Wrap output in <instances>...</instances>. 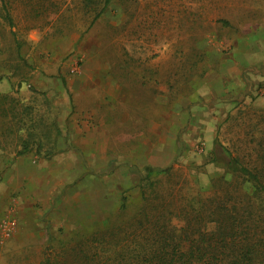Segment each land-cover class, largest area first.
Masks as SVG:
<instances>
[{
	"label": "rangeland",
	"instance_id": "1",
	"mask_svg": "<svg viewBox=\"0 0 264 264\" xmlns=\"http://www.w3.org/2000/svg\"><path fill=\"white\" fill-rule=\"evenodd\" d=\"M91 20L77 0H0V80L11 83L10 100L32 107L23 120L25 126L34 125L31 141L49 144L42 153L51 149L59 123L67 121L63 110L70 97L71 125L89 120L90 126L80 128L85 134L105 131L108 122L114 127L106 151L116 160L107 170L99 141L87 146L93 164L101 163V169L90 168L100 176L98 188L106 187L103 173L121 166L117 157L126 134L133 141L140 138L134 147L141 157L155 163L165 158L169 165L156 179L159 195L168 200L180 196L187 202L226 174L224 156L213 144L216 140L234 152L239 142L261 137L252 127H264V113L257 112L264 110V0H113L96 21ZM251 53L257 57L256 65L248 64ZM215 82L222 86L216 98L224 101L218 114L208 103L215 97ZM227 87L231 90L225 95L230 96H222ZM133 94L139 97L138 112L131 114L138 128L134 121L120 119L123 103L135 104ZM113 95L120 110L115 99L107 100ZM159 98L180 109L170 123L159 117ZM5 107L9 112L0 126L7 123L10 133H4L0 144L14 154L26 133H16L19 107L14 113ZM90 107L96 113L86 117L83 113ZM108 108L113 109L104 113ZM135 172L142 177L144 171ZM92 187L96 189L95 184ZM106 200L100 203L108 205ZM170 201L185 203L178 198ZM139 202L124 213L110 212V205L109 214L98 217L97 224L102 210L95 200L88 202L87 195L80 205L82 214L71 215V223L60 226L44 251L17 250L6 264H71V241L123 224ZM6 212L0 211V223L17 222ZM106 222L110 223L105 226Z\"/></svg>",
	"mask_w": 264,
	"mask_h": 264
},
{
	"label": "trees",
	"instance_id": "2",
	"mask_svg": "<svg viewBox=\"0 0 264 264\" xmlns=\"http://www.w3.org/2000/svg\"><path fill=\"white\" fill-rule=\"evenodd\" d=\"M112 1L77 0L83 11L92 15L91 23ZM5 19L12 26L8 14ZM9 97L0 95L1 123H5L9 112L6 105L12 113L19 107L16 117L20 126L16 133H26L14 154L19 156L32 149L42 153L49 144L31 141L35 138L34 125L25 126L23 120L32 107ZM6 125L0 126V138L5 132L10 133ZM256 128L252 127V131L261 137L239 142L234 152L217 140L213 143L224 156L226 174L211 181L204 192L191 196L187 202L180 196L170 199L185 203H174L159 195L156 179L165 171L146 168L138 180L140 202L134 215L121 225H109L89 233L87 238L71 241V264H264V127ZM52 150L53 143L43 154L48 156ZM129 201L121 197L119 213L128 210ZM49 258L50 255L47 262Z\"/></svg>",
	"mask_w": 264,
	"mask_h": 264
},
{
	"label": "crops",
	"instance_id": "3",
	"mask_svg": "<svg viewBox=\"0 0 264 264\" xmlns=\"http://www.w3.org/2000/svg\"><path fill=\"white\" fill-rule=\"evenodd\" d=\"M256 59L254 53L247 55L248 64L256 65ZM54 81L58 85L59 80L54 78ZM69 81L71 93V79ZM218 82L213 83L215 97L208 102L210 103L209 106L215 109V114H218L220 108L224 106V101L216 98L220 95H216L219 92L217 90L222 88V86L217 85ZM229 90L231 89L227 87L226 92H222L221 95L229 97L230 95L227 96ZM83 91L86 92L87 89ZM12 92L11 83L7 79L0 80V95H11ZM113 99H115L116 108L120 110V105L114 95L107 100L113 102ZM132 100L135 104L122 102L123 116L120 119L134 121L137 127V121L131 114L138 112V105H136L139 101L138 95L133 94ZM70 102L71 98L69 97L68 108L63 110L67 121L63 120L59 123L60 132L52 141L53 150L50 155L45 156L43 153H37L32 149L30 152L17 156L8 154L0 144V211H7V216L11 215L17 221L10 237L3 238L0 235V264H6L10 261L17 250L32 249L37 251V249H41L44 251L45 246L54 241V236L60 226L71 223V215L80 216L82 214L80 205L85 204L87 195L88 202L91 199L95 200L97 208L102 210L96 216L95 223L97 224L101 222L98 217L109 214L110 205H112L110 212L114 209L120 211L121 197L130 199L129 207L134 202H139L140 184L138 180L141 176L140 172L135 171H144L146 168H164L161 170H165L169 166L164 162L165 158L158 159L155 163L141 157L134 147V144H139L140 138L133 141L129 139L130 135L125 134L121 141L122 152L117 157L121 160V166L115 165L114 169L103 173L105 174L106 187L98 188L101 185L100 176L93 173L90 168L101 169L99 168L101 163L95 161L93 164L91 152L87 146L99 141L101 153L104 155L102 160L106 163L103 169L107 170L112 166L111 162L116 160L109 158L106 151V145L110 140V130L114 127L112 122H108L109 127L105 131L101 128L99 132L85 134L80 131V128L90 126L91 123L88 120L84 124L75 122L71 125ZM158 103L162 107V113L159 117L163 119L164 124L166 121L170 123L172 114L180 111L179 108L171 105L164 98H159ZM111 109L113 108L105 109L104 113H109ZM85 111L83 114L86 117L96 113L91 107L88 108V112L86 109ZM76 115L80 114L77 113ZM111 119L109 118V120ZM151 121L154 122L155 118L152 117ZM155 129L157 128L153 126L151 133H155ZM124 131L126 130L123 126V133ZM116 175L118 177L112 181ZM135 176L138 179L134 180ZM93 184L96 185V189H93ZM101 200H109V206L100 203Z\"/></svg>",
	"mask_w": 264,
	"mask_h": 264
},
{
	"label": "built area",
	"instance_id": "4",
	"mask_svg": "<svg viewBox=\"0 0 264 264\" xmlns=\"http://www.w3.org/2000/svg\"><path fill=\"white\" fill-rule=\"evenodd\" d=\"M16 227V222L14 219H4L0 223V235L3 238H8L12 235Z\"/></svg>",
	"mask_w": 264,
	"mask_h": 264
}]
</instances>
